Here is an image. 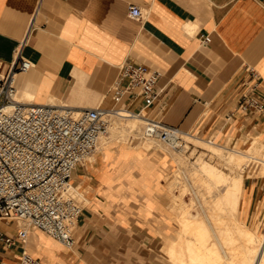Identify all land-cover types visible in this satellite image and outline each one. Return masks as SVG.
Wrapping results in <instances>:
<instances>
[{"label": "crops", "instance_id": "0c3cea01", "mask_svg": "<svg viewBox=\"0 0 264 264\" xmlns=\"http://www.w3.org/2000/svg\"><path fill=\"white\" fill-rule=\"evenodd\" d=\"M131 5L144 16L132 17ZM19 50L34 65L18 75L19 93L29 90V102L118 107L212 142L244 149L257 146L256 137L264 143V112L236 108L247 67L261 74L264 95V0H0L1 70L18 60ZM126 61L161 72L151 106L127 94L114 98ZM165 155L123 142L97 151L73 175L87 201L76 245L33 232V255L42 264H173L161 237L154 259L138 255L167 212L153 195L162 194L157 181L168 165ZM138 179L153 182L141 190V202L126 187ZM241 196L240 221L247 225L253 217L249 228L257 229L264 220V176L247 177ZM0 227L17 235L14 223L0 221ZM21 251L18 244L0 250V264H12Z\"/></svg>", "mask_w": 264, "mask_h": 264}, {"label": "built area", "instance_id": "2783aa9c", "mask_svg": "<svg viewBox=\"0 0 264 264\" xmlns=\"http://www.w3.org/2000/svg\"><path fill=\"white\" fill-rule=\"evenodd\" d=\"M129 13L136 18L144 16L138 5H131ZM210 40L205 37V42ZM17 58L8 69H0V221L14 223L17 229L14 236L0 227V250L18 244L22 251L12 264H42L28 250V239L33 232H42L66 247L76 245L75 230L87 202L71 180L76 169L98 151L118 107L76 109L62 103L19 100L17 74L34 65L20 50ZM246 71L236 108L263 113L262 76L254 67ZM160 76V71L147 64L126 61L121 65L114 98L120 100L127 94L151 106L159 97ZM144 134L181 145L184 133L147 119Z\"/></svg>", "mask_w": 264, "mask_h": 264}, {"label": "bare ground", "instance_id": "6f19581e", "mask_svg": "<svg viewBox=\"0 0 264 264\" xmlns=\"http://www.w3.org/2000/svg\"><path fill=\"white\" fill-rule=\"evenodd\" d=\"M19 74H17V88H19L18 86ZM20 96L21 97L23 96L25 99L28 100L26 101L22 100L23 97L20 98ZM29 97H31L32 99V95L29 93V90H25L21 94L19 93L18 90L17 98L19 100L29 102L30 100ZM115 114H116L115 116H117V118H120L121 120H123L122 118H126L125 119L126 121L122 122L119 121V119L115 120V123H113L114 125L112 130L109 127V133L101 138V142L98 147V151H100L101 153H104L105 148L111 142H113V138H118L122 132L126 130H134L136 128L139 129L140 122L138 120L146 121L145 119H142L138 114H133L131 113V111L127 109H118ZM130 117H134L137 119H132ZM189 135L195 137L192 134ZM195 138H199V137H195ZM199 139L203 140L202 138ZM256 140H259V138L256 137ZM210 143H213V145L211 146L209 145L208 150L211 151L212 153L217 154L221 158V160L223 159L226 162V164L231 165L230 167H235V165H239V164L242 165V163L247 159H259L255 154L259 152L257 151V149L260 148H258L255 144L248 149L242 150V149L229 148L226 144H221L218 142L211 141ZM176 144L179 145L180 142H177ZM223 149H228L229 152L225 153ZM169 153L170 152L168 151V153L165 154L171 157V154ZM183 156L179 157L178 160L179 162L177 161L180 165L185 162ZM94 157L95 156L93 155L90 157V159L91 158L93 159ZM174 159L177 160V158L175 157ZM185 166H181V169H183L184 171H186ZM198 166H199L198 167L199 169L197 168L198 173L199 172L204 173V177L205 175H207L208 177L206 178L210 179L211 183L220 184L221 182H223L222 184L225 185V189H224L225 193L223 192L224 196L223 195L222 197L216 196L218 198L214 196L216 199L212 203H210V200L212 199L211 197L210 198L208 197V200H206V197L203 196L205 198L204 201L206 204L205 203L203 204L201 202L202 199L200 200L202 206L204 207L205 217L209 224V228L211 229V232L199 228V225L196 223L194 219L187 217L184 214L182 215L166 214L164 216L162 224L159 225L156 230L158 236L161 237L165 242L163 246L164 252L167 254V256L169 257V259L173 264H264V245L263 248L261 247L262 250L259 253L257 260L255 259V256H257L258 254V250L261 245L262 239H259V235L258 233H256L255 229L249 228V226L245 225L242 221L236 219V217L233 216L236 214L238 208H240L239 206H241L242 203L241 195L243 193V189L246 183V180L243 176V172L241 171L240 173H237L238 170V166H237L236 172L233 171L235 174L233 175L232 172V176L230 177L231 172L229 173V175H227L218 168L217 164H210L205 160L201 161ZM201 176H199L201 179L198 177L201 182L200 185L212 186L210 183H206L207 181L205 180V178ZM192 178L195 180L194 177ZM79 183L80 182L74 178L73 181L71 180V184L73 188L79 186ZM77 188L80 189V187ZM211 189L213 188L211 187ZM195 193L197 199L199 200L200 194H198L197 191H195ZM208 193H210V191ZM181 201H182L181 198L178 199L177 201L178 204H181ZM205 206H208V208L205 209ZM168 221H170V223ZM169 229L172 232H170ZM210 234L213 235V239L209 237ZM255 260L257 261L256 263Z\"/></svg>", "mask_w": 264, "mask_h": 264}, {"label": "rangeland", "instance_id": "374dc122", "mask_svg": "<svg viewBox=\"0 0 264 264\" xmlns=\"http://www.w3.org/2000/svg\"><path fill=\"white\" fill-rule=\"evenodd\" d=\"M22 97L20 96V98H22ZM29 99L31 100V97H29ZM22 100L26 101L28 99H25L23 97ZM51 102H56V101H51ZM130 118L137 119L134 117H130ZM118 119H119V121H122V122L126 121L125 120L126 118H122L124 120L123 121L120 118H117V116L113 117L111 124H110L111 130H112L113 125H114L113 123H115V120H118ZM138 121L140 122L139 123V129L136 128L134 130L124 131L121 133V135H119V137L121 139L119 137L113 138V142H115L116 144L121 143V142L128 143L129 145L145 147L146 149L160 151L162 153H168V151L170 152L169 154H171V157L168 155H165V159L168 158V160H167L168 165L165 167L163 178H161L160 180L157 181V184H159V186H157V188H158L159 192H161L162 194L157 193V192L153 194L155 196V198L159 199L167 207L166 208L167 212H164L162 214L161 221H163L164 216L166 214H171V215H174V214L175 215H182V214H184L187 217L194 219L196 221V223L199 225V228H202L204 230L211 232V229L209 228V224H208L206 217H205L204 207L202 206L201 202L203 204L205 203L204 197H206V200H208V197L209 198L211 197L212 199L214 198L213 200L209 199L210 203L215 201L216 198L222 197L224 189H225V185L222 184L223 182H221V183L219 182L220 184L211 183L210 179L206 178V177H208L207 175H205V177H204V173H202V172L198 173V169H199L198 165L200 164L201 161L205 160L206 162H208L210 164H217L218 168L221 171H223L225 174L229 175V173L231 172L230 177L232 176L233 171L236 172L237 166H238V170H239V171L237 170V173H240L242 171L245 180L247 179V177H251V176H264V143L260 142L259 140H256V138H255L254 142H257V144H258L257 147L260 149H257V151H259V152H257L255 155L259 159H247L248 161L247 160L244 161L242 163V165L239 164V165H235V167H230L231 165L226 164V162L223 159L221 160V158L217 154L212 153L211 151L208 150L209 145L210 146L213 145V143H210L208 141V139H206V140L203 139L204 140L203 141V140H200L199 138L192 137L189 134H181V136H180V141H182L181 145H175L171 142L163 141L160 138H158L157 136H150V137L145 136L144 129H145V126L147 124V121H143V120H138ZM111 130H110V133H111ZM126 137H127V139H126ZM118 139H120V140H118ZM109 140H111V139H109ZM206 142H208V143H206ZM226 145L229 148L245 150L244 148H239L238 146H232L230 144H226ZM193 151H194V153H193ZM223 151L225 153L229 152L228 149H223ZM180 156L181 157L183 156V159L185 162L182 164H185L186 166L182 165V164L180 165L178 163ZM174 157L177 158V160H175ZM160 158L161 157L157 158V160H159V162L162 165H164L165 161L161 160ZM91 160H93V159L91 158L90 161ZM218 160H220V161H218ZM216 161L219 163H217ZM221 161H224V162H221ZM196 163H197V165H196ZM244 163H245V165H244ZM137 166L138 165L136 164L135 167H137ZM181 166H185L186 171L181 169ZM226 166H228V167H226ZM234 168H236V169H234ZM193 171H194V173H193ZM234 172H233V175L235 174ZM196 175H198V176H196ZM146 176H148V175H146ZM195 176H196V178H195ZM199 176L205 178V180L207 181L206 183H210L212 186L200 185L201 184V182H200L201 178ZM192 177H194L195 180ZM140 178H143V177H140ZM197 179H199V180H197ZM72 181H73V178H72ZM126 183H127L126 184L127 191H129V193L133 194L134 196L136 195V193L138 194V195H136V197H134L135 199L130 197L132 199V201L141 202L142 197L139 195L141 190L150 187V184L153 182H152V180L138 179V180L127 181ZM217 185H218V187H217ZM77 187H80V191H83L80 183H79V186H77ZM195 187H197V188H195ZM211 187L213 189H211ZM204 189H206V190H204ZM131 190H132V192H131ZM195 191H197L198 194H200L199 200L197 199ZM209 191H210V193H208ZM209 194L210 195L213 194V195L210 196ZM214 196L215 197L218 196V197L215 198ZM180 198L182 199V201H181V204H178L177 201ZM200 200H201V202H200ZM242 201H243V198H242ZM206 208H208V206H205V209ZM233 216L236 217V219L240 220V208H238V211ZM168 222L170 223V221H168ZM252 224H253V217L250 221L247 222L248 226H252ZM12 228H14V226ZM255 230H256V233H258V235H259V239H262L261 245H260L259 250H258V254H257V256H255V259L257 260L259 253L261 252L263 245H264V243H263L264 242V220L258 221L257 229H255ZM169 231L172 232L170 229H169ZM154 236L155 237H154V239L151 240V243H147L144 245V247L142 249H139L140 252L138 255L140 257L142 256L141 259H143L144 257H147V256L152 257V259H154V255H156V256L158 255L159 250L162 246V242L159 239L157 231L154 234ZM209 237H211L213 239L212 234H210ZM214 240H215V238H214ZM27 248H28V250L32 251L31 249H29V239L27 242ZM162 256H165V255L162 254ZM164 260L168 264L167 259H164ZM256 260H255V263L257 262ZM105 263L110 264L111 261L107 260Z\"/></svg>", "mask_w": 264, "mask_h": 264}]
</instances>
